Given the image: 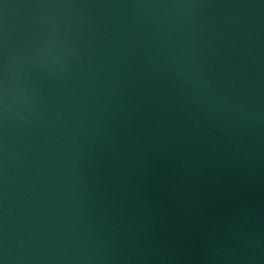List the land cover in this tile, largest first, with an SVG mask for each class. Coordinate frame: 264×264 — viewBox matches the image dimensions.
<instances>
[{"label": "water", "instance_id": "95a60500", "mask_svg": "<svg viewBox=\"0 0 264 264\" xmlns=\"http://www.w3.org/2000/svg\"><path fill=\"white\" fill-rule=\"evenodd\" d=\"M0 264H264V0H0Z\"/></svg>", "mask_w": 264, "mask_h": 264}]
</instances>
